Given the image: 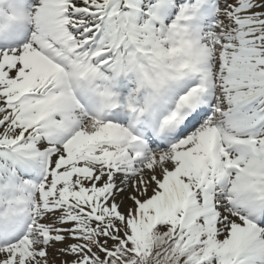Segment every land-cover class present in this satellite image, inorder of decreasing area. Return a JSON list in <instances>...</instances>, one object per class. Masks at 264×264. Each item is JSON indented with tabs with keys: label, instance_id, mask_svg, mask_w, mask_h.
I'll return each mask as SVG.
<instances>
[{
	"label": "snow or ice",
	"instance_id": "6c2138e0",
	"mask_svg": "<svg viewBox=\"0 0 264 264\" xmlns=\"http://www.w3.org/2000/svg\"><path fill=\"white\" fill-rule=\"evenodd\" d=\"M0 264H264V0H0Z\"/></svg>",
	"mask_w": 264,
	"mask_h": 264
}]
</instances>
